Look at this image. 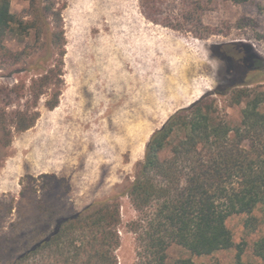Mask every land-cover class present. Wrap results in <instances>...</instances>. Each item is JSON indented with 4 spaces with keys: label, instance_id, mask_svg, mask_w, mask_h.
<instances>
[{
    "label": "rangeland",
    "instance_id": "rangeland-1",
    "mask_svg": "<svg viewBox=\"0 0 264 264\" xmlns=\"http://www.w3.org/2000/svg\"><path fill=\"white\" fill-rule=\"evenodd\" d=\"M58 3L66 51L60 85H52L39 100L28 90L8 107L0 103L8 115L25 106L41 114L26 131L12 127L10 142L0 128V264L30 245L46 225L39 203L46 202L60 216L121 195L134 180L151 135L173 113L208 91L235 85L230 68L235 62H264V0L214 3L202 25L196 17L186 18L185 8H194L186 0H158L154 8L146 0ZM29 7L28 1L12 0L18 14H28ZM6 46L23 54L18 62L0 58V83L8 88L20 79L30 87L58 57L48 44L37 43L34 30L9 39ZM249 88L264 90V81ZM59 89L60 102L49 109L50 93ZM217 97L230 123H238L243 105ZM119 201V264H138L145 253L137 229L142 215L128 196H119ZM253 216L254 227L248 225L247 214L228 219L232 248L192 256L173 245L166 264L184 257L235 264L239 252L246 264H264L255 252L264 237L263 209L256 208Z\"/></svg>",
    "mask_w": 264,
    "mask_h": 264
},
{
    "label": "trees",
    "instance_id": "trees-1",
    "mask_svg": "<svg viewBox=\"0 0 264 264\" xmlns=\"http://www.w3.org/2000/svg\"><path fill=\"white\" fill-rule=\"evenodd\" d=\"M25 1L30 3L29 13L21 15L12 10V0H0V58L20 61L23 54L10 50L6 42L22 38L31 30L35 31L37 43L48 44L58 57L53 67L32 79L29 89L26 79H20L12 88L0 83V103L7 107L26 97L28 90L39 100L52 85L59 86L66 53L58 0ZM186 1L194 5L185 8L186 18L196 17L202 25L203 15L212 4L249 0ZM146 2L153 8L158 4V0ZM230 68L235 85L208 91L177 110L153 132L134 180L121 195L94 200L60 216L46 202L39 203V215L46 225L30 245L23 246L3 264H119L116 251L120 245L122 195L128 196L142 215L137 229H141L145 253L138 264H166L173 245L192 256L232 248L235 242L228 219L247 214L248 225L254 227L255 209L261 207L264 211V90L249 88L264 81V62L255 59L249 65L238 61ZM50 94L46 106L54 109L62 92L59 89ZM217 95L229 97L232 105H243L238 123H230ZM40 115L39 110L31 111L27 106L11 115L0 107L4 139L10 142L12 127L16 131L32 128ZM255 252L264 259V237ZM177 264L206 263L184 257ZM235 264H246L241 252Z\"/></svg>",
    "mask_w": 264,
    "mask_h": 264
}]
</instances>
